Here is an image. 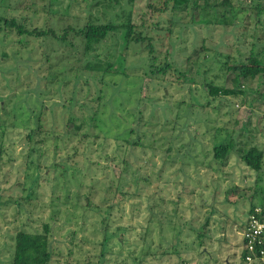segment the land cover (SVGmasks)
I'll use <instances>...</instances> for the list:
<instances>
[{"label": "rangeland", "instance_id": "1", "mask_svg": "<svg viewBox=\"0 0 264 264\" xmlns=\"http://www.w3.org/2000/svg\"><path fill=\"white\" fill-rule=\"evenodd\" d=\"M192 1L203 2L0 0V19L33 32L0 30V264L11 263L17 231L44 224L49 264H244L242 224L251 205L264 209V78L239 77L235 87L226 68L251 56L264 65V12L253 8L264 0H230L235 10L219 8L225 24ZM89 19L128 20L130 38L119 27L86 51L74 30L55 38ZM118 57L127 76L109 85L91 66L116 69ZM150 63L168 66L152 72ZM208 80L237 91L207 94ZM38 102L51 130L29 140ZM111 105L128 109V143L114 132L62 131L68 107L80 116ZM221 143L225 159L213 153ZM251 145L263 150L260 172L237 155Z\"/></svg>", "mask_w": 264, "mask_h": 264}, {"label": "trees", "instance_id": "2", "mask_svg": "<svg viewBox=\"0 0 264 264\" xmlns=\"http://www.w3.org/2000/svg\"><path fill=\"white\" fill-rule=\"evenodd\" d=\"M171 1V8L172 9H182L186 8L189 4V0H169ZM209 0H203L202 4L200 6L196 5L195 1L191 2V9H197L199 8L202 12L206 11L210 8L211 10V16L213 17V21L215 23L219 24H225V15L220 14L219 8L223 7L224 12H232L236 9V6L231 4L230 0H210V3H208ZM251 5L246 4L245 8H249ZM260 2H255L253 4V8L256 10L255 15L258 16L259 13L264 12V9H262ZM263 10V11H262ZM219 13V15H218ZM229 17L230 14H228ZM197 21L201 23H208L209 19L205 17H200L196 19ZM122 28V41L125 42L128 38H130V32H131V26L128 22V20H125L124 22L120 24H114L111 22H105V23H94L90 19L88 22L78 28V29H72L71 27H66L63 29L62 34L59 37H55L57 39H64L66 32L68 30H74V33L77 35H80L84 41V51L93 49V47L102 40L109 32H112L118 28ZM4 28L6 30L15 29L17 34L22 35H31L33 34L32 30L25 29L22 25L16 24L14 22V18H9L8 20L5 18L0 19V30ZM2 31V30H1ZM52 30H49V32ZM45 33H48L45 31H39L35 33L36 35H43ZM51 37L54 38V35ZM132 40L134 42H140L142 41V37L136 35L132 37ZM122 42V44H123ZM148 52H152V47L150 44H146ZM153 57L150 58V62H152ZM117 62V68L113 67V63L111 61H106L104 63V67L100 66L98 63H95L91 67L97 70H101L103 74L107 73L110 76V84H115L113 78L117 76L118 79H122V77H126L124 72L122 71V61L121 58L118 57L115 59ZM152 66L150 69L152 72H159L163 73L165 71V68L168 65H163V67H159L158 65H154L153 63L149 64V67ZM113 67V68H112ZM226 69H230L233 71V81L235 87L238 85V78H253L255 75H260L262 78H264V65L261 64V62L256 59V57L251 56L246 58L245 61H240L238 63H232L231 65H228ZM111 70V71H110ZM116 71V72H115ZM207 94L210 95H216V94H234L237 90V88L232 87L231 89H226L223 86H217L213 85L210 80L203 82ZM112 91H117V86ZM104 97L105 94H98L96 95L97 100H100L101 97ZM111 96V93L108 95V98ZM114 97V96H113ZM111 97L110 102L117 101V98ZM106 99V101L108 100ZM109 103V102H108ZM119 103V102H115ZM39 108L37 109V113H35V119L33 121V126L28 129V133L26 135L27 139L32 140L35 136H38L40 133L45 136L50 133V130L48 127H45V123L41 121V114L44 110L43 104L38 102ZM102 105V103H100ZM64 106V105H62ZM107 113L104 112V109L102 111L98 109H93L91 112H89L86 115H80L76 116L75 114H72L69 107L67 108V114L62 120V131L66 134L68 131L65 130L67 126H70V132L69 135L77 136L79 139H84L90 137H97L99 134L102 137H105L106 134L114 132L115 135H122L123 140L128 143V139L126 135L132 132L134 130L131 128L127 123L122 122L120 119V114L124 110H128L124 107H121L120 109L116 108L114 105H111L108 107ZM13 116L15 113H12ZM103 114V115H102ZM130 116H132V113H130ZM117 120V122H115ZM96 129L97 131L94 132L93 130ZM228 144H219L213 148L214 156L217 157L220 155L224 159L226 158ZM237 155L239 156L240 160L245 164V166L249 167L250 169L260 172L261 166H262V157H263V150L256 147L255 145H251L247 147L246 149L237 148ZM88 205V201L86 202V206ZM256 207L251 205L247 214L252 211V209ZM259 207V206H258ZM261 210V213L264 214V209L259 207ZM243 225V224H242ZM47 231L48 226L47 224H44L42 226L41 232H34L29 233L23 230H19L14 234V241H13V249L11 253V263L10 264H49L51 259V252L48 249V241H47ZM242 256V255H241ZM261 264V263H258Z\"/></svg>", "mask_w": 264, "mask_h": 264}, {"label": "built area", "instance_id": "3", "mask_svg": "<svg viewBox=\"0 0 264 264\" xmlns=\"http://www.w3.org/2000/svg\"><path fill=\"white\" fill-rule=\"evenodd\" d=\"M240 235L243 263H264V214L259 207L247 214Z\"/></svg>", "mask_w": 264, "mask_h": 264}]
</instances>
